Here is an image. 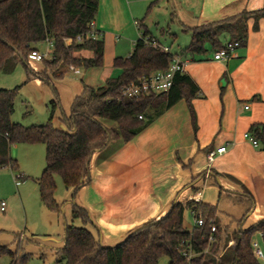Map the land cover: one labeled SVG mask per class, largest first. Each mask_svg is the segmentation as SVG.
Wrapping results in <instances>:
<instances>
[{
	"label": "trees",
	"instance_id": "16d2710c",
	"mask_svg": "<svg viewBox=\"0 0 264 264\" xmlns=\"http://www.w3.org/2000/svg\"><path fill=\"white\" fill-rule=\"evenodd\" d=\"M100 0H0V72L11 74L23 65L27 82L38 80L48 85L54 95L51 117L47 124L24 127L12 123L15 99L20 87L13 90L0 89V168L11 167L17 171V161L11 156L16 144L44 145L46 148L45 170L37 180L43 204L53 213H60L54 196L57 176L64 185L73 190L72 223L80 221L82 227L67 225L65 246L56 252L62 264H159L167 258L169 264H261L254 256L253 242L261 233L264 242V219L248 229H243L250 209L246 210L232 228V222L222 223L218 205L201 203L204 226L188 231L185 213L193 203L178 202L162 218L151 220L133 231L122 243L104 247L88 229L91 225L89 212L75 203L78 193L92 180L91 162L97 153L104 152L113 142L128 144L150 123L165 111L185 100L193 115L192 101L198 97L199 88L185 73L174 78L172 89L167 93H150L138 98L123 96V90L141 78L165 71L172 62V55L164 53L144 38L150 37L142 30L132 54L127 58H115L113 66L121 70L118 77L106 80L103 86L94 88L83 84V92L77 96L67 116L62 112L60 95L54 81L63 77L66 67L84 69L102 68L105 56V38L97 32L96 38H88L90 25L95 22ZM264 19V6L254 12H242L216 22L194 27L190 30L191 44L179 56L192 58L206 56L224 48L228 42H239L245 47L248 39L247 22ZM254 28L257 30L258 25ZM79 36L84 37L78 42ZM50 40L53 52L44 60L40 71L28 61L38 45ZM67 41H72L67 44ZM90 51L91 58L77 56ZM178 55V54H176ZM61 112V122L66 130L56 129L53 120ZM104 122L115 124L108 127ZM252 137L264 150V125H253ZM191 165L193 161L190 162ZM189 165V166H191ZM187 168V166H184ZM205 173L192 178L191 184ZM234 180V179H233ZM235 181V180H234ZM240 200L253 201V196L240 182ZM199 189L192 188V194ZM216 226V232L211 229ZM213 238L212 240L210 238ZM234 241L232 247L229 246ZM25 239L16 236L11 247H0V258L9 256L10 264H27L29 255L24 250ZM191 244L197 256L187 262L183 254L184 244Z\"/></svg>",
	"mask_w": 264,
	"mask_h": 264
},
{
	"label": "crops",
	"instance_id": "0c3cea01",
	"mask_svg": "<svg viewBox=\"0 0 264 264\" xmlns=\"http://www.w3.org/2000/svg\"><path fill=\"white\" fill-rule=\"evenodd\" d=\"M185 1L192 4L197 1L199 5L196 12L191 10V21H182L186 32L264 6V0ZM129 6L125 0H100L94 22L96 30L104 38L124 32L130 15L134 14ZM138 22L134 21L136 27L147 30ZM247 28L245 47L235 50L226 62L214 61V53L196 57L194 61L184 58L190 60L185 74L199 88L198 97L192 101L193 115L187 102L181 100L128 144L113 142L94 156L90 167L92 180L78 193L75 203L89 212L92 223L88 229L104 247L116 246L136 229L164 217L174 204L186 201L192 188L202 191L205 204L218 205L227 197V211L222 214L226 218L233 217L236 222L250 209L243 229L264 219V150L245 138L253 125H264V19L258 22L249 19ZM77 56L91 58L92 53L81 51ZM66 73L63 71L59 80H63ZM111 75L110 71L106 72L103 82ZM83 84L89 85L82 83L77 87L71 83L64 84L63 91L57 89L62 112L67 116L74 99L83 92ZM246 105L250 106L249 110H245ZM104 123L114 127L113 123ZM223 147L227 148L226 152L209 166V153ZM203 173L205 178L189 186L192 178ZM238 182L249 190L253 201L240 200L238 193H242V187ZM235 201L238 213L229 215L230 210L237 211ZM6 208L7 205L5 211H1L7 212ZM193 228L186 229L192 231ZM256 236L263 242L261 233ZM254 242L260 247L257 240ZM233 243L231 241L230 247ZM64 246L65 241L61 249ZM163 259L169 264L167 258Z\"/></svg>",
	"mask_w": 264,
	"mask_h": 264
},
{
	"label": "rangeland",
	"instance_id": "374dc122",
	"mask_svg": "<svg viewBox=\"0 0 264 264\" xmlns=\"http://www.w3.org/2000/svg\"><path fill=\"white\" fill-rule=\"evenodd\" d=\"M130 4V23L124 32L105 35V56L102 68H76L80 75L64 68L67 72L63 80H55L56 89L63 91L64 84H76L81 86L87 83L94 87L103 85V75L111 72V77H118L120 69L113 67V60L117 57H128L135 48V43L141 37L140 27L134 25V21L143 24V28L149 31V35L171 48L173 54L181 55L191 44V33L185 31L182 21H191V10L196 12L199 8L195 4L185 0H125ZM40 52L47 54L50 46L41 43L37 46ZM212 54V48L207 47ZM50 51H53L52 48ZM52 53L47 54L50 59ZM32 66L40 71L41 63H32ZM100 86V87H101ZM20 87L15 99V112L12 123L21 124L24 127L41 126L49 122L51 117V102L54 100L52 89L38 80L27 82V74L23 65H18L11 74L0 72V89L13 90ZM58 91V90H57ZM59 93V92H58ZM61 112L56 114L53 124L56 129L66 130L61 122ZM115 126V124H114ZM11 156L17 161V171L11 167L0 168V203L6 202L7 212L0 209V247H11L16 236L22 235L25 239L24 250L29 255L27 264H62L58 261L56 252L60 251L65 239L67 225L82 227L80 221L72 223L73 190L68 189L61 177L57 176L55 200L60 205V213L51 212L42 202L40 187L37 180L45 170L46 148L44 145L16 144L11 149ZM22 175L23 178H17ZM184 201L183 203H185ZM228 199L223 197L219 203L221 211H227ZM237 211L230 210L229 215L238 213V202L235 201ZM234 216H238L234 215ZM222 223L232 222V228H237L233 217L219 215ZM194 220L190 212L185 213V227L193 228ZM255 241L259 242L264 251V242L255 235ZM230 246V244H229ZM50 247L57 250L53 252ZM264 264V258L259 259ZM162 259L159 264H165ZM11 259L5 255L0 258V264H10Z\"/></svg>",
	"mask_w": 264,
	"mask_h": 264
},
{
	"label": "built area",
	"instance_id": "2783aa9c",
	"mask_svg": "<svg viewBox=\"0 0 264 264\" xmlns=\"http://www.w3.org/2000/svg\"><path fill=\"white\" fill-rule=\"evenodd\" d=\"M139 26V25H138ZM91 32L87 34V37L89 38H96L97 37V30L95 28V23L93 22L90 25ZM82 36H79L77 38L78 42H83ZM146 44H151L154 47L159 48L161 51L167 54L172 55V62L169 66V68L165 71L156 72L150 76H145L141 78L137 83L131 84L127 88L123 90V96L128 98H138L140 96L148 95L150 93H167L169 92L174 84V78L179 73H185V68L189 64L190 60L184 59L179 55L173 54L171 52V49L165 46H162L159 44L156 40L148 38L143 39ZM72 41H67V44H70ZM45 43H47L50 46V50L52 48L53 50V42L50 40H47ZM240 48L239 42H228L225 44L224 48L221 50H218L213 55V60L216 62H226L228 61L233 52ZM48 51L47 54L52 53L53 51ZM47 54H44L40 52V50H33L29 56L28 61L32 65V63H42L44 60H47ZM71 71H73L75 74H79V70L75 69L74 67L70 68ZM245 110H249L250 106L246 105ZM245 138L249 140L255 147H258L260 144L252 137L251 134H246ZM226 147L220 148L214 152L209 153L208 155V163L209 166L213 164L215 159L218 155H222L226 152ZM210 174V170L207 171V176ZM18 179L21 178L20 175L17 177ZM193 203L192 210L190 211L191 216L194 220V228H199L204 226V220L201 215V213H198L197 207L201 203H203V193L201 190H199L196 193L191 194L187 197L185 203ZM6 203H1V210L5 211ZM212 233L216 232V226H213L211 229ZM213 239L212 237L210 238ZM185 249L183 251L184 256L187 259L188 263H191V261L197 256V254L194 251V247L191 244H184ZM253 251L254 256L257 259H263L264 254L259 245L256 242H253Z\"/></svg>",
	"mask_w": 264,
	"mask_h": 264
}]
</instances>
